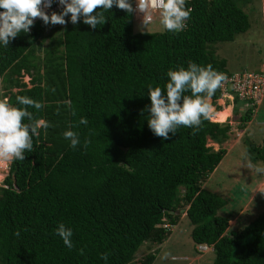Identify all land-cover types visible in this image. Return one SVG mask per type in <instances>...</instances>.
I'll return each mask as SVG.
<instances>
[{
  "label": "trees",
  "instance_id": "1",
  "mask_svg": "<svg viewBox=\"0 0 264 264\" xmlns=\"http://www.w3.org/2000/svg\"><path fill=\"white\" fill-rule=\"evenodd\" d=\"M248 3L187 0L192 11L179 33L162 25L159 31L133 30L132 14L114 5L96 29L82 18L75 25L70 16L66 25L36 18L28 33L8 47L0 44V95L16 106L17 95L37 100L44 107L29 110L51 125L39 129L24 160H8L1 179L0 264H154L157 248L151 247L173 234L180 217L190 225V254L203 253L197 245L208 248L197 264H264V207L246 223L235 218L230 226L238 210L234 197L223 187L201 185L224 154L206 139L223 142L228 123L206 119L195 134L180 127L164 140L146 119L147 85L163 87L169 68H187L191 60L225 75L258 71L260 58L253 70L228 71L214 51L218 42L247 29L242 8ZM260 8L263 29L264 0ZM219 89L208 100L211 111L218 109ZM224 90L231 95V113L243 106L241 123L264 99L253 105ZM228 111L224 106L213 117L221 121ZM70 127L81 139L75 149L63 137ZM85 139L91 141L87 149ZM257 140L242 144L250 163L264 167V135ZM263 177H255L252 186ZM60 222L73 231L72 249L55 233ZM142 245L146 250L138 255ZM102 253L109 254L107 260ZM174 255L169 252L170 259Z\"/></svg>",
  "mask_w": 264,
  "mask_h": 264
},
{
  "label": "clouds",
  "instance_id": "2",
  "mask_svg": "<svg viewBox=\"0 0 264 264\" xmlns=\"http://www.w3.org/2000/svg\"><path fill=\"white\" fill-rule=\"evenodd\" d=\"M52 3L53 0H0V44L8 47L11 39L20 33H28L36 18L45 25H66V16H70L71 23L75 25L82 18L84 24L96 29L107 20L104 12L115 5L127 14H142L141 23L145 28L152 21L151 8L158 12L159 23L165 30L179 33L187 27L186 21L192 11L186 7V0H135V7L131 0H57L61 6L60 12L48 14L45 9H50ZM166 75L168 80L163 87L147 85V95L151 101L146 106L148 127L155 136L164 140L170 138V133L176 134L180 127L192 128L195 134L208 119L212 109L208 100L221 87L226 75L211 64L202 66L191 60L187 68H169ZM16 102L19 106L9 103L7 99H0V159L24 160L25 153L33 151V137L39 136V129L46 130L51 126L45 119L35 118L29 110L42 109V103L21 95L16 96ZM79 123L86 125L88 121L81 117ZM63 137L73 149L81 144L79 133L71 127L63 132ZM90 143L85 139L83 147L87 149ZM255 171L264 174V167L256 166ZM261 185L264 186V180ZM262 191L264 193V189ZM55 233L67 248L74 247L73 231L63 222L57 224ZM15 235L19 236L20 232L17 231ZM196 249L202 252L207 248L197 245ZM79 251L83 255V249ZM108 255L102 253L101 259L107 260ZM168 255L165 252L162 258Z\"/></svg>",
  "mask_w": 264,
  "mask_h": 264
},
{
  "label": "rangeland",
  "instance_id": "3",
  "mask_svg": "<svg viewBox=\"0 0 264 264\" xmlns=\"http://www.w3.org/2000/svg\"><path fill=\"white\" fill-rule=\"evenodd\" d=\"M242 9L247 10V29L243 32L236 33L231 41L218 42L214 45L215 53L219 57L224 58L225 67L228 71L253 70L261 55L263 29L261 25L260 0H250V3H248L246 7L243 6ZM132 15L133 30H161L159 18L152 20L151 23L143 28L142 24L134 19L135 15ZM45 40L46 38H44L42 44H44ZM20 80L22 82H27V76L21 74ZM223 96L216 99L215 104H218V109L210 111L208 119L215 122H227L229 125L227 137L220 144L210 142L208 139H206L205 144L209 145L212 149L222 147L224 154L213 170L202 181L201 185L211 190H217V187H219V189L223 187L226 194L234 197V203L237 204L238 210L234 217L228 222L231 226L235 218H239L240 223L242 222L244 224L252 219L264 207V193H260L264 189V186L261 184L252 186L254 178L259 176L255 171V167L262 166L259 162L250 163V155L244 151L245 146L242 144V140L244 139H250L251 141L255 140L257 143L259 142V140H257L258 136L260 134L264 135V99L259 105L252 108L250 119L241 123L238 119V115L243 111V106L240 104L241 106L238 107L236 110L237 112L231 113L230 98L229 96ZM237 105H239V103ZM224 106L229 109L227 115L221 121L215 120L213 117L214 113ZM250 165L253 167H250ZM4 173L5 171L3 174ZM189 228L190 225L186 218L180 217L175 229L173 227L170 229V232L174 229L173 234L165 238L157 247H151L150 250H152V248H157L154 264H178V261L181 264H183V262L184 264H193L196 263L197 260V262L204 260L206 255L205 251L208 252V248L203 250V253H200L199 256L198 254H190L191 243L188 239ZM143 250H146L145 245L139 248L137 254L140 255ZM170 251L174 254H178L174 256L180 258L172 256L174 258V260H172L168 255L167 259L165 258L166 263L158 261L161 259L159 256H163L165 252L169 253Z\"/></svg>",
  "mask_w": 264,
  "mask_h": 264
},
{
  "label": "built area",
  "instance_id": "4",
  "mask_svg": "<svg viewBox=\"0 0 264 264\" xmlns=\"http://www.w3.org/2000/svg\"><path fill=\"white\" fill-rule=\"evenodd\" d=\"M131 2L135 7V0H131ZM58 9H61V6L58 5L57 0H53L51 8L45 9V11L48 13ZM149 13L152 15V20L159 18L156 10L150 8ZM133 14L135 15L134 17L136 21L141 23L142 14ZM257 68V72H234L226 75V80L222 83L219 89L221 96L224 95L223 97L229 96V98H231V95L224 90L230 89L232 94H235L238 98L248 100L250 104L257 105L261 97L264 95V29L262 31L260 61ZM1 92H3L2 89H0V93ZM0 99H6V95H0ZM7 164L8 160L0 159V184L2 177L6 174ZM4 171L5 173L3 174Z\"/></svg>",
  "mask_w": 264,
  "mask_h": 264
},
{
  "label": "crops",
  "instance_id": "5",
  "mask_svg": "<svg viewBox=\"0 0 264 264\" xmlns=\"http://www.w3.org/2000/svg\"><path fill=\"white\" fill-rule=\"evenodd\" d=\"M24 83L26 84V86H28V85H27V82H24ZM263 180H264V177H263V179H262L260 182H258L257 184H261V182H262ZM173 257H176V256H173ZM173 257H172V258H173ZM176 258H180V257H176Z\"/></svg>",
  "mask_w": 264,
  "mask_h": 264
}]
</instances>
